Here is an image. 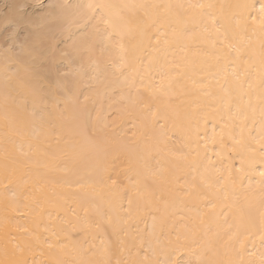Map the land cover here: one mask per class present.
I'll use <instances>...</instances> for the list:
<instances>
[{
  "label": "bare ground",
  "instance_id": "1",
  "mask_svg": "<svg viewBox=\"0 0 264 264\" xmlns=\"http://www.w3.org/2000/svg\"><path fill=\"white\" fill-rule=\"evenodd\" d=\"M0 15L7 14L9 6L21 0H0ZM29 5L26 12L32 18H39L49 12L52 18L48 24L36 32L39 41L35 60L30 61L40 74L45 77L46 87L55 82L59 73L69 71L70 65L61 55L70 41V33L80 36L76 27L74 11L72 9L61 11L49 9L50 4L87 3L88 0H22ZM120 6L126 3H157L173 5L171 11L162 15L159 22L153 27L155 35L161 40L170 42L167 60L161 59L150 74V79L159 81L161 72L175 76L178 83L171 94L156 100H149L151 111L142 105H136L128 99H121L128 89L120 87V80L124 76L136 75L139 83L140 75L144 74V66L148 63L151 50L136 51L132 46L135 41H129L128 64L121 70L123 75H113L109 58L118 59V51L110 49L101 54L99 47L95 58L100 62V71L96 74L95 82L85 77L86 83L79 87L80 99L90 95L94 102H89L88 110L92 120L97 115L106 122L109 129L115 128L124 141L133 146L151 142L165 133L163 141L167 147L164 152L153 153L149 161L153 168H163L170 176L180 175L185 179L180 185L174 183L153 184L150 180L142 182L143 198L138 197L135 189L130 185L129 175L135 178V170L142 168V161L129 159L128 155L121 153L118 156L112 153L104 155L94 151L85 150L75 156L64 154V139H58L59 128L47 137H41L33 143L29 158L19 157L12 151V157L7 162L8 172L5 173V161L0 157V250L10 241L22 242L24 233L20 228H27L31 233L32 248L24 252L21 259L27 264H75L84 259L94 264H125L126 261L142 260L147 253L153 260H164L168 257L177 261H184L190 257L186 242L181 238L177 240L178 231L184 224L189 223L194 215L189 208H178V201L184 196L181 185L185 181L192 182V174L187 170L185 162L180 159L182 153L187 152L190 146L197 143L203 153L218 161V167H232L236 175L237 187L240 195L244 190H254L251 214L256 220L257 227L252 234L241 237L243 245L237 243L238 255L232 253L227 258L239 260L241 256L247 264H259L264 253V241L260 238L258 209L259 187L261 172L264 171V156L261 155L259 139L261 128V104L259 101V87L244 97L243 114L235 120L230 119L231 113L226 110L227 95L221 91L220 80L225 64L230 73L233 66L240 61L235 60L236 53L232 52L229 59H225L227 51L225 45L232 44L240 48L242 53H259L261 39L264 38L260 28V6L264 0H103ZM214 4L212 9L217 21L214 28L207 18H201L200 10L190 8L195 4ZM237 4H248L249 8L243 10L241 27L237 29L232 16L240 9ZM43 5V7H41ZM184 5V8L175 7ZM119 10V9H117ZM207 11V10H205ZM128 26L135 28L141 22L143 13L134 15L124 13ZM255 18V22L253 19ZM220 29V33L216 32ZM70 29V33L64 31ZM157 29L159 31L157 32ZM163 34V35H161ZM24 33H21L23 37ZM155 35L153 40H155ZM3 28L0 27V44L3 43ZM224 40L225 45L220 41ZM215 41L216 46H213ZM88 55L76 58L71 67L81 63L87 65ZM258 62V55H257ZM3 60L0 57V91L3 89L2 76ZM92 73L89 72V76ZM148 80H145L147 83ZM202 83L206 87L201 90L194 84ZM75 83L68 78V88L74 89ZM134 91V90H133ZM206 93V94H204ZM235 95V93H233ZM251 101V106L247 104ZM239 102L232 104V112H236ZM64 105L61 104V108ZM52 111V109H49ZM158 113L153 118L152 113ZM68 113H65L67 115ZM53 123L58 121L53 119ZM225 124L228 128H225ZM2 127V121H0ZM241 127L245 128L241 134ZM225 133L227 147L223 149L220 157L216 151L219 144L212 142L214 132L219 139L221 130ZM232 130L235 140L228 136ZM235 141H239L236 143ZM10 150H11V146ZM255 150V151H253ZM243 161L244 171L235 173V168L241 167ZM101 164L106 171L105 180L98 179L96 167ZM110 177V178H109ZM115 180L121 190L123 204L127 212H113V223L109 225L107 214L109 202L113 199L110 191L111 182ZM5 188L9 191L5 193ZM15 199H12V193ZM132 204L129 208V199ZM189 207L200 206L203 202L195 195L187 200ZM93 205L96 207L93 208ZM84 207L89 208L88 218L85 219ZM77 208V215L73 216L71 209ZM99 209L105 213L103 219L98 214ZM117 217L123 219L118 220ZM181 217H184L181 220ZM127 220V223L123 221ZM223 223V217L220 218ZM39 238V243L36 242ZM53 245L52 248L48 244ZM154 250V251H153ZM2 258V255H0Z\"/></svg>",
  "mask_w": 264,
  "mask_h": 264
},
{
  "label": "snow or ice",
  "instance_id": "2",
  "mask_svg": "<svg viewBox=\"0 0 264 264\" xmlns=\"http://www.w3.org/2000/svg\"><path fill=\"white\" fill-rule=\"evenodd\" d=\"M39 3V0H37ZM28 4L17 2L9 6L7 14L0 15V27L3 28V43L0 44V57H2V76L3 89L0 91V157L5 161V173L8 172L7 162L12 157V151L19 157L29 158L33 149V143L47 137L59 128L58 139H64V154L75 156L85 150L94 151L97 154L107 155L112 153L119 155L124 153L129 159L142 161V168L135 170V178L129 175L130 185L135 189L138 197L143 198L145 193L141 191V184L151 181L153 184H181L185 178L180 175L170 176L163 168H153L149 161L153 153L164 152L167 145L163 141L165 133L161 132L159 137L153 138L151 142L143 145L133 146L126 142L117 133L115 128L109 129L106 122L101 120L99 114L95 121L92 120L88 110L89 102H94L90 95H84L83 101L80 99L79 87L86 83L85 77L91 81L97 80V73L100 71V62L95 58V52L99 47L101 54L110 50L118 51V59L109 58L107 65L110 66L113 75H123L121 70L128 64L130 52L129 41L134 40L132 46L136 51L151 50L152 55L148 57V63L144 66V74L140 75L139 83L136 75L124 76L120 80V87L128 89L127 96L122 92L121 99H128L131 103L142 105L145 110L151 111L149 100H156L162 96L171 94L178 83L175 76L161 72V79L157 82L150 79V74L156 68L161 59L167 60L169 55L170 42L161 40L160 35H155L152 29L159 22L162 15H167L173 5L157 3H126L116 6L105 3L103 0H88L81 4H50L49 9H60L61 11L72 9L76 27L80 31V36L70 33V29L64 31L70 34L67 40L66 49L61 55L70 65L69 71L59 73L56 80L46 87L45 77H43L36 67L30 62L35 60L39 41L36 32L52 18L49 12L39 18H32L26 12ZM43 7V5H41ZM175 7L184 8V5ZM190 8L199 9L201 18H207L215 28L217 21L213 16L212 9L214 4H195L189 5ZM241 11L232 16L235 27L239 29L243 19V10L250 7L248 4H237L234 6ZM119 9V10H117ZM207 10V11H205ZM131 12L134 15L143 13L141 22L136 27L130 28L124 13ZM260 28L264 33V3L260 9ZM255 22V18L253 19ZM159 29H157V32ZM220 33V29L216 28ZM21 33H24L21 37ZM155 35V40L153 36ZM163 35V34H161ZM225 45V41H220ZM215 47V41L213 42ZM227 51L224 53L225 59H229L235 51V60L240 61L238 66H233L231 72L227 71L229 64H225V71L222 74L223 83H217L228 99L225 102L226 110L231 113L230 119H238L244 110V97L250 96L259 87V101L261 104V128L259 139L256 143L260 146L261 155L264 156V38L261 39L259 53L253 51L250 54L242 53L240 48L235 45H225ZM88 55V63H81L76 67H71L76 58H83ZM258 55V62H257ZM89 72L92 73L89 76ZM71 77L75 83L74 89L68 88V78ZM148 80L145 83V80ZM195 88L203 90L206 86L202 83L194 84ZM134 90V91H133ZM235 93V95H233ZM206 94V93H204ZM239 102L236 112H232V104ZM61 104L64 105L61 108ZM248 107L251 106L249 100ZM49 109H52L50 111ZM65 113H68L65 115ZM158 113L153 112V118ZM53 119L58 121L53 123ZM225 128L228 125L225 124ZM245 131L241 127V134ZM214 132L212 142L219 144L220 150L216 151V156L223 154V149L227 147L225 133L222 129L218 134ZM228 136L235 140L233 131L230 130ZM239 143V141H235ZM11 146V150L10 147ZM207 148L202 153L197 143L190 146L187 152L179 157L185 162L187 170L192 174V182L185 181L181 187L186 189L184 196L178 201V208H189L194 215L190 217L189 223L182 226V230L177 233V240L183 238L188 247L191 258L184 261H177L175 258L168 257L164 260H153L145 254L142 260L126 261L125 264H245L243 257L239 260L229 257L232 253L239 254L236 248L237 243L243 245L241 237L245 234L251 235L252 229L257 227L256 220L251 214L253 206L254 190L251 185L248 190H244L240 195L237 187L236 175L233 168L218 167V161H214L206 155ZM255 151V150H253ZM106 169L98 164L96 172L101 183L104 182V172ZM244 171L243 161L241 167L235 168V173ZM259 187V209L258 227L260 238L264 241V171L261 172ZM110 178V177H109ZM9 191L5 188V193ZM110 191L113 199L109 202V212L106 222L113 223V212L123 211L121 190L117 182L112 180ZM193 195L203 202V209L200 206L189 207L187 200ZM15 199V193H12ZM132 200L129 199V208ZM96 206L93 205V208ZM103 219L105 213L96 209ZM85 219L88 218L89 208L84 207ZM73 216L77 215V208L71 209ZM223 217V223L220 218ZM118 220L123 219L117 217ZM184 217H181L183 220ZM127 223V220L123 221ZM24 233L22 242L10 241L0 250V264H27L26 260L21 259L24 252L32 248V235L27 228H20ZM39 243V238L36 237ZM52 248L51 243L48 244ZM154 251V250H153ZM39 264V262H36ZM75 264H94L93 261L81 259ZM104 264H111L105 261ZM117 264H120L117 261ZM247 264H253L248 261ZM259 264H264V253L261 254Z\"/></svg>",
  "mask_w": 264,
  "mask_h": 264
},
{
  "label": "rangeland",
  "instance_id": "3",
  "mask_svg": "<svg viewBox=\"0 0 264 264\" xmlns=\"http://www.w3.org/2000/svg\"><path fill=\"white\" fill-rule=\"evenodd\" d=\"M0 5H2L3 6V4L0 2ZM4 7V6H3Z\"/></svg>",
  "mask_w": 264,
  "mask_h": 264
}]
</instances>
